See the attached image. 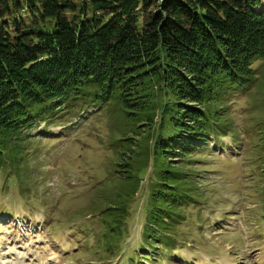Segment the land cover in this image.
<instances>
[{"label":"rangeland","instance_id":"obj_1","mask_svg":"<svg viewBox=\"0 0 264 264\" xmlns=\"http://www.w3.org/2000/svg\"><path fill=\"white\" fill-rule=\"evenodd\" d=\"M251 67L218 100L225 132L176 158L128 132L115 99L33 109L0 138V264H264L263 62Z\"/></svg>","mask_w":264,"mask_h":264},{"label":"trees","instance_id":"obj_2","mask_svg":"<svg viewBox=\"0 0 264 264\" xmlns=\"http://www.w3.org/2000/svg\"><path fill=\"white\" fill-rule=\"evenodd\" d=\"M257 7L259 0H0V138L29 127L42 105L112 98L128 132L153 136V156L191 153L215 123L225 132L218 100L253 78L254 61L264 68Z\"/></svg>","mask_w":264,"mask_h":264},{"label":"water","instance_id":"obj_3","mask_svg":"<svg viewBox=\"0 0 264 264\" xmlns=\"http://www.w3.org/2000/svg\"><path fill=\"white\" fill-rule=\"evenodd\" d=\"M262 1L260 0V8L259 9H264V7H261Z\"/></svg>","mask_w":264,"mask_h":264},{"label":"bare ground","instance_id":"obj_4","mask_svg":"<svg viewBox=\"0 0 264 264\" xmlns=\"http://www.w3.org/2000/svg\"><path fill=\"white\" fill-rule=\"evenodd\" d=\"M222 262H223V261H222ZM222 262H221V263H222Z\"/></svg>","mask_w":264,"mask_h":264}]
</instances>
